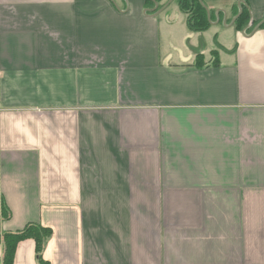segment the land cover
<instances>
[{
  "label": "crops",
  "instance_id": "0c3cea01",
  "mask_svg": "<svg viewBox=\"0 0 264 264\" xmlns=\"http://www.w3.org/2000/svg\"><path fill=\"white\" fill-rule=\"evenodd\" d=\"M247 1L237 30V0H201L192 32L176 0H0V264L29 224L50 229L44 264H264ZM12 264H41L34 239Z\"/></svg>",
  "mask_w": 264,
  "mask_h": 264
},
{
  "label": "trees",
  "instance_id": "16d2710c",
  "mask_svg": "<svg viewBox=\"0 0 264 264\" xmlns=\"http://www.w3.org/2000/svg\"><path fill=\"white\" fill-rule=\"evenodd\" d=\"M155 3H160L162 0H154ZM238 10L236 14L242 12L235 21V29H245L250 20V8L247 0H237ZM179 8L185 15H187L188 29L192 32H203L211 26L209 20V11L205 8L201 0H176ZM248 29V28H247ZM202 54L197 56V65H203ZM50 229L38 226L36 224H29L18 233L7 234L5 237V263L12 264L14 254L18 243L25 239H34L36 241V249L39 261L44 264L42 255L44 252L46 239L50 236Z\"/></svg>",
  "mask_w": 264,
  "mask_h": 264
},
{
  "label": "water",
  "instance_id": "95a60500",
  "mask_svg": "<svg viewBox=\"0 0 264 264\" xmlns=\"http://www.w3.org/2000/svg\"><path fill=\"white\" fill-rule=\"evenodd\" d=\"M157 5V4H156ZM242 12H240L237 17H239L241 15ZM235 20L232 21V24L234 23Z\"/></svg>",
  "mask_w": 264,
  "mask_h": 264
},
{
  "label": "rangeland",
  "instance_id": "374dc122",
  "mask_svg": "<svg viewBox=\"0 0 264 264\" xmlns=\"http://www.w3.org/2000/svg\"><path fill=\"white\" fill-rule=\"evenodd\" d=\"M208 45H210V44H208Z\"/></svg>",
  "mask_w": 264,
  "mask_h": 264
}]
</instances>
